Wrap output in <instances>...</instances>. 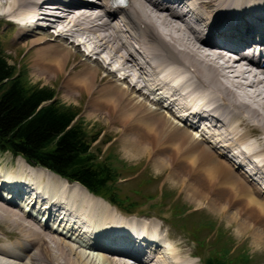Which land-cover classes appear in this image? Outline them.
Listing matches in <instances>:
<instances>
[{
	"label": "bare ground",
	"instance_id": "obj_1",
	"mask_svg": "<svg viewBox=\"0 0 264 264\" xmlns=\"http://www.w3.org/2000/svg\"><path fill=\"white\" fill-rule=\"evenodd\" d=\"M0 1L7 9V15L3 17L20 21L12 23L18 28L15 40L28 41L40 35L41 39L32 40V44L41 47L37 50L39 68H66L74 52L72 49L82 52L69 43L68 35L79 33L81 39L78 40L84 46H92L88 47L90 52L84 54L86 60L73 66H85L76 77L79 82H75L79 87L89 89L97 78V90L106 79L109 81L105 82H112L108 83L112 84L110 87L102 89V103L96 97L97 106L108 104L106 116L110 110L112 114L120 112L116 121H125L120 127L121 137L126 124L131 123L125 130L124 139L129 158L137 159L144 153L148 154L144 156L147 158L144 166H150L151 160L157 173L166 170L165 180L169 181L171 177L176 184L183 183V187L178 189L183 194L185 190L194 203L205 201L196 209L209 208L216 214H222L248 201L257 208L256 213L264 216V187L245 170L239 171V161L242 160L239 155H243L244 161L250 160L256 165L257 177L263 179L264 149L258 146L260 150L252 149L253 146L246 142L250 139L249 134L242 135L238 130L242 123L247 124L257 131L264 145V48L261 49V57L256 56V45L264 44V0H129L123 8L112 9L106 15L103 10L110 0H97L95 4L83 0ZM145 10L149 11L148 14ZM119 11L123 12L122 18H115ZM49 16L54 20L50 28L57 30L54 24L61 23L60 29H66L53 37L55 41L59 39L56 45L48 43L46 46L51 38L46 39L47 33L43 31L49 29L36 32L31 30V25L33 21L37 24ZM209 19L212 33L207 27ZM81 23L84 26L81 27ZM62 43H69L72 48ZM239 53L241 57H236ZM92 64L100 69L116 68L98 78ZM184 77L187 80L184 81ZM188 85L192 86L188 88ZM162 88L176 96L175 101L180 104L179 108L173 104L176 111L172 108L173 101L162 102L165 97L154 100L144 93L142 102L135 100L142 89L155 93V89ZM94 94L93 89L89 99ZM189 105L202 107V110L190 113L187 110ZM92 109L96 111L95 107ZM179 110L185 113L181 114L183 117L176 113ZM177 116L181 123L175 120ZM104 119L113 126V118ZM201 120L205 121L208 136L204 133L199 135L197 128V133L191 130ZM230 149L236 150L233 158L227 154ZM18 161L22 163L18 170L11 169L9 174H3L0 169V179L8 177L13 181L10 185H0L4 192H0V227L8 236L15 237L6 242L0 240V264H133L132 258L127 260L128 256L138 259V264H145L142 257L148 252L154 264H196L191 259L195 257L194 253L184 257L178 250L172 251L171 246L164 252L161 245L137 242L129 233L115 237L112 242L129 245L130 249L99 240L85 242L81 233L64 234L49 225H42L20 205L21 200H30L29 194L33 187L36 188H30L23 181L28 175L53 198V206L67 205L74 212H69V216L75 215L85 222L104 227L103 231L95 233L98 238L111 235L108 231L111 226L100 221L106 215L111 216L112 209L121 221L113 225L123 223L135 227L137 220L125 218L104 198L91 193L78 182H70L46 168L33 166L23 157ZM257 161L262 164H256ZM183 175H187L188 180ZM217 186L221 187L216 193ZM237 193L242 197L236 202ZM226 200L231 203L227 205ZM48 211L51 217L56 215L53 208ZM254 212L252 210L250 214ZM43 215H47V211ZM153 222L142 225L150 228L151 232L138 225L148 233L144 232L149 239L161 242L158 233L152 232L155 230ZM245 222L242 219L240 225L246 227L248 223ZM135 236L142 241L139 233ZM261 245H264V239Z\"/></svg>",
	"mask_w": 264,
	"mask_h": 264
},
{
	"label": "rangeland",
	"instance_id": "obj_2",
	"mask_svg": "<svg viewBox=\"0 0 264 264\" xmlns=\"http://www.w3.org/2000/svg\"><path fill=\"white\" fill-rule=\"evenodd\" d=\"M2 4L3 1H0V48L7 56L9 63L16 65L20 70H26L27 80L30 83L55 88L57 92V98L62 103L81 108V117L83 118L84 124L89 134L95 137L99 136V140H103L101 143L93 147L95 153L99 157L98 159H107L108 164H110L117 173L114 174V177L127 178H124V180H120L119 182L115 183V185H113L114 188L112 190L115 192L114 197L118 201L119 206L127 211H133L128 206L131 204V202H134L136 207L142 205V207L137 209H142L147 214L152 213L150 216H137L135 213H138V210L136 209L137 211L132 212V214H130L131 212L123 211L125 216H131L130 218H135L137 221L139 219L147 220L145 222L154 221L153 223L155 230H152V232L156 231L158 233L161 240L162 250L165 252L166 248L168 247L169 249L171 246L173 248L172 251L178 250L179 254L184 257L194 253L195 257L191 259H194L196 264H205L204 262L209 257L213 258L214 264H217L218 262V264H264V245H261L264 239V216L256 213L257 208L253 207L247 201L241 206H235L232 211L230 210L229 212L226 210L222 214L219 212L216 214L209 208H207L208 210L206 208L196 209L197 206L204 204L205 201L203 203H194L187 196L185 190H183V194L178 189L183 187V183L176 184L174 180L171 179V177H169V181L165 180L166 176H164V172L166 170L160 172L161 174L157 173L151 160L150 166H144L143 162L145 159H147L144 156L148 154L144 153L143 156L137 159L129 158V155L126 153L127 150H125L126 146L124 141L126 137L125 134H127L125 133V130L129 127V125H131V123H128V118L125 119L128 121V124H126L123 136L121 137L120 127L125 123V121H116V118L120 112L117 114H112V110H110L109 115L106 116V110L108 109L106 105L108 104H102V106L100 104L99 107L97 106L98 100L96 99L98 98L101 101H99L100 103H102L103 100L102 89L104 90V88L110 87L112 84L108 83L112 82H105L109 81L106 79L99 86L98 90L96 88L98 81L97 78L95 81H93L95 85L92 83V87L89 89L85 87H79V84L75 82H79V78L76 77L81 74V72L85 69V66L80 65V68H73V66L74 64H77V62L81 63V60H86L84 54H87L84 50H82L81 46L84 45L78 40L81 39L79 37L80 34H74L75 37H70L69 35L67 36L69 43H73L79 47L82 52L80 53V51L75 48L72 49L74 52H72L69 64L66 68H39L37 64L39 53L37 50H39L41 47L32 44V40L36 39L37 41L38 39H41L40 35L37 36V38H31V40L28 41L15 40L18 28L12 26L7 22V18L3 17L7 15V9H5V6ZM148 12L149 11L146 12L145 10V13L148 14ZM151 15L156 17V15L152 13ZM49 17L42 18L38 21L42 25L37 24V28H31L36 32L49 29L47 31H43L47 33V35H45L46 39L51 38L49 40L50 42L48 41L46 46H49L48 43H50V45H56L55 42H59V39L55 41L53 37L56 38V35H58L61 31H65L66 29V27L61 29L58 28L59 30L50 28L51 26L48 25H52V23H50L51 21L48 20ZM147 17L149 19V16ZM54 25L62 26L61 23H56ZM69 43L62 44L66 47H70L71 45ZM86 47L92 48L91 45H87ZM104 57L105 56H103V58ZM100 59L102 60V58ZM87 63H90V61L88 60ZM92 67H94L92 70L98 73V78H101L102 75H106L107 71L112 70L113 67L114 69L116 68V66H109V68H101V70L98 65L93 64ZM176 74L178 75L179 72ZM183 80H187V77H184ZM190 86L192 85H188L187 87L189 88ZM93 89L95 94L89 99L90 91ZM147 91L148 89H142V92H139V95L135 97L136 102H142L143 95H145L144 93L147 94ZM203 96L205 95L203 94L201 96L202 99ZM209 97L207 96V98ZM93 107H95L96 111L92 109ZM103 114L104 118H113V126H111L109 122H106V120L103 118ZM175 120L177 121L176 118ZM239 120L240 119H238V121ZM175 123L176 122L173 121V124ZM238 130L242 135L246 133L249 134L250 139L246 140V142L253 146L252 149L255 148L257 151L264 149V145L261 144L262 142L260 141L257 131L251 129V127L245 123H242L241 129ZM109 140L110 143H107ZM257 146L260 149H257ZM0 155V169L3 170V174H9L11 169L18 170L19 165H22V163L18 161V158L22 156L15 155L10 151L2 150H0ZM239 171L243 172L242 170ZM236 173L239 174L238 172ZM186 177L187 175H183L185 180L187 179ZM208 185L209 183L207 186ZM221 186H217L218 188L215 190L216 193ZM230 189L231 188L228 190L230 191ZM230 195L232 196V194ZM237 196L236 202L241 199L242 195L237 193ZM126 199L128 202L125 203ZM230 203L231 202L229 201L227 205ZM249 206H252L253 208L247 211ZM113 208H116V206ZM116 209L120 211L119 208ZM252 210L255 212L250 214ZM225 212L228 213V215ZM154 214L156 216H154ZM220 215L225 216L222 217ZM104 217L105 219L101 220L100 222L108 224L111 227L114 223L121 222L114 209L111 210V216L106 215ZM109 217L110 219L106 220ZM242 219L246 220V224L248 223L246 227L240 225ZM121 224L124 225L123 223ZM142 227L147 232H151L150 228H146L145 226ZM9 238L15 237L8 236L6 231L0 227V240L6 242L9 240ZM12 243L13 242H11V244Z\"/></svg>",
	"mask_w": 264,
	"mask_h": 264
},
{
	"label": "trees",
	"instance_id": "obj_3",
	"mask_svg": "<svg viewBox=\"0 0 264 264\" xmlns=\"http://www.w3.org/2000/svg\"><path fill=\"white\" fill-rule=\"evenodd\" d=\"M80 113L62 103L55 88L30 83L27 71L9 63L0 48V149L118 203L112 190L117 173L107 159H98L97 136L89 134Z\"/></svg>",
	"mask_w": 264,
	"mask_h": 264
}]
</instances>
